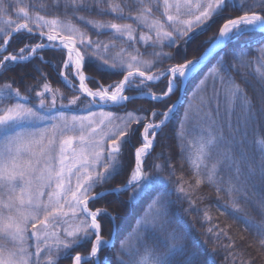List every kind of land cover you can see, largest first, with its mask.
I'll use <instances>...</instances> for the list:
<instances>
[{
    "label": "snow or ice",
    "instance_id": "6c2138e0",
    "mask_svg": "<svg viewBox=\"0 0 264 264\" xmlns=\"http://www.w3.org/2000/svg\"><path fill=\"white\" fill-rule=\"evenodd\" d=\"M129 4V13L125 15L120 4L108 0H63V15L76 17L86 27L107 30L113 37L126 38L129 47L150 41L153 49H160L151 54L150 60L139 58L138 50L127 58L122 54L112 58L99 56L96 50H107V43L91 41L85 32L71 23L30 15L25 7H19L17 20L4 19L12 5L6 7V0H0V20H3L0 25V69L6 71L10 65L26 64L37 58L47 63L41 55L46 48L67 50V59L62 62L58 75L74 93L68 104L76 105L83 96L90 108L86 115H65L62 109L67 106L62 103L57 106L59 89L50 86L47 76L38 67L35 71L41 79L35 86L24 84L23 78L20 81L26 95L21 94L19 87H13L15 81L0 88V97H7L10 102L14 96L17 101L0 112V264H58L69 258L70 264H103L100 254L110 249L111 239L102 238L101 220L107 217L112 221L118 217L106 209L93 210L90 202L94 207L98 200L105 198V192L93 195L96 188L123 174V158L129 147L134 152L135 164L130 179L122 187L108 189V194L118 199L119 194L131 191L135 195L130 200H135L149 189L153 191L148 193V212L141 218L137 230L136 239L140 241L142 251H137L138 259L134 257L127 264H176V255L184 250L185 237L170 228L168 196L171 193H160L154 187L168 181L144 170L145 157L150 155L157 135L167 127L175 105L163 112L152 111L153 119L147 122L146 117L133 112L121 116L111 110L124 107L136 98L127 95L128 91L143 92L162 80H167L166 91L160 95L149 93L154 102H162L175 94L189 78L197 81L194 85L198 90L195 110L189 99L181 123L195 120L201 129L194 174L199 177L203 166L206 169L204 179L216 185L218 194L223 192L228 198L229 203L223 206L221 214H225L229 205L234 212H239L241 204H251L254 208L258 205L264 211V188H258L255 183L258 179L264 185V139H253L249 146L248 134L250 127L254 135L256 127L264 132V74L259 80L257 109L235 83L233 68L224 56L216 59L206 71H200L218 49L253 31L264 33V15L257 13V6L238 8L235 0H183L175 5L163 0L162 12L159 0L155 8L146 0H129ZM133 7L135 15L132 14ZM258 7L264 13V2ZM172 8H175L174 13L170 11ZM233 12L237 14L233 16ZM79 13L87 16L115 13L114 19L118 22L100 23ZM157 14L166 16V25L155 18ZM212 24L219 25L218 35L206 42V50L194 60L183 56L192 39L190 34L194 30L202 33ZM138 27L147 28L148 33L141 32L137 41L134 33ZM37 32L39 43L25 44L18 52L9 51L17 34L26 33L31 40ZM153 32L154 36L150 35ZM181 40L182 47L178 43ZM112 42L115 44L116 40ZM164 47L176 51L165 53ZM89 52L102 63L93 61ZM259 54L264 58V48L259 49ZM89 63L93 64L95 73L118 74L123 78L106 85L94 76L86 77L85 67ZM165 63L170 66L162 68ZM154 64L156 72L151 71ZM253 90L257 91L256 86ZM32 93L35 101L31 99ZM104 106L109 107L105 109ZM95 108L101 110H91ZM156 117H160L159 122ZM133 123L142 128L139 147L131 143L140 130L131 128ZM213 157L209 169L205 161ZM221 166L231 174L225 187H220L224 182L216 179ZM153 167L159 169L160 166ZM202 182L197 179L198 185ZM177 190L184 192L182 187ZM254 195L259 199L253 201ZM234 219L254 231L264 249V226L254 227L241 217ZM69 221L73 225L64 228L61 235L58 226ZM29 229L34 231L29 233ZM108 231L110 236L111 228ZM161 233L166 241H171V245L164 243L163 250L148 243ZM29 240L33 243L29 244ZM87 245H90V251ZM32 248L34 251L30 250ZM124 250L122 243L118 255H123ZM74 252L78 254L73 256ZM81 252L83 254H79ZM118 264H125V261L119 260Z\"/></svg>",
    "mask_w": 264,
    "mask_h": 264
},
{
    "label": "trees",
    "instance_id": "16d2710c",
    "mask_svg": "<svg viewBox=\"0 0 264 264\" xmlns=\"http://www.w3.org/2000/svg\"><path fill=\"white\" fill-rule=\"evenodd\" d=\"M235 0V4L238 8L245 6H257L256 11L258 14L264 15L260 12L257 0H243L241 5L238 6ZM109 3L120 4L124 8V14L128 15L131 5L129 0H108ZM151 2L155 8L157 0H146ZM161 6L160 11H163V0H159ZM9 7L8 16L4 19L11 18L17 20V13L19 7H25L30 15H43L45 19H58L62 23H71L75 27L85 32L87 37L91 41H99L101 43H107L113 50L119 51L121 49L138 50L141 57L146 60L152 59L151 54L154 51H159V48L153 49L150 44L141 46L139 42L135 43V47H129V43L125 38L113 37L105 30L92 29L91 26H85L82 21L78 20L72 15L67 17L63 15V0H6V7ZM132 14L135 15L134 7L132 8ZM237 13L233 12L235 16ZM242 14V13H241ZM78 15H85L86 19L96 20L100 23L108 21L118 22L114 19L115 13L107 15H94L87 16L84 13ZM158 20L167 24L166 16L159 14L155 17ZM20 22H23L22 18H19ZM151 19V18H150ZM3 24V20H0V25ZM35 27V25H32ZM135 26V25H134ZM218 24H212L206 28L202 33L198 30L191 33L192 39L187 45L186 52L183 56L187 59H196L201 55L208 44L206 42L211 41L216 35H218ZM142 28L136 29V36L140 35ZM101 34L97 35L96 33ZM113 39L116 40L113 44ZM39 36L33 34V38L30 40L28 34H18L13 39L9 51H19L20 47H24L25 44L39 43ZM181 47L183 41L178 42ZM264 48V33L253 31L249 35L242 36L239 40L233 41L231 44L226 45L221 51L215 54L200 71H206L207 67L215 63V60L220 56H224L227 64L233 68L232 75L235 83L244 90L248 97L252 100L256 108H259L258 101V88L260 76L264 74V65L261 64V58L259 49ZM233 49H239L240 51H232ZM143 50L144 52H142ZM165 53L176 51L167 47L163 48ZM43 58L48 61L47 64L42 63L40 59H33L31 62L21 65H10L8 70H1L0 72V88L6 83H13V87H19L22 95H26L25 89L20 85V81L23 78L24 84H30L35 86L37 81L41 79L40 75L35 71L38 67L42 70L48 78V82L53 89H59V97L57 100V106L59 103L68 104V101L73 98V91L65 86L61 81L57 72L62 68V62L67 59V53L64 50L56 49H44L41 53ZM92 60L97 61L90 53L88 54ZM140 57V58H141ZM182 58V57H178ZM55 66V67H53ZM170 64H162V68L169 67ZM157 71L155 64L151 70ZM85 74L94 76L95 79L100 80L104 84H110L114 81L122 79V75L109 74V73H95L93 72V64L89 63L85 67ZM246 81V82H245ZM196 79L191 78L186 84L184 91V102L177 108L171 121L164 128L163 132L157 135L155 138L154 148L150 151V155L145 158L144 169L149 175L157 174L162 179L168 181L166 184L155 185L160 193H171L168 196L170 203L169 207V220L171 221L170 228L177 230L183 237L184 250L176 255V264H187L188 261H192L193 264H264V249H261L259 240L255 237L254 231H249L243 223L234 217H241L249 221L250 225L254 227L264 226V211H262L257 205L255 208L251 204H241L240 211L234 212L229 205L225 214H221V209L224 205L228 204V198L223 192L217 193L216 185L210 184L204 179V173L206 169L201 166L200 176L195 175V165L198 163L197 155L200 144L201 129L197 126L196 121H185L181 123L185 110L188 108V101L192 99L197 89L194 88ZM167 80H162L153 84L151 87L144 89L145 91H151L156 95L162 94L166 91ZM89 87L94 85L89 84ZM253 86H256L257 91L253 90ZM138 93V90L132 89L126 94L134 95ZM180 92H178V97ZM32 101H35L34 93L31 94ZM1 100V97H0ZM3 100V98H2ZM176 99L170 98L163 100L162 102L149 101L144 98L134 99L127 103L124 107L112 108L115 113L133 112L134 115L146 117V121L152 118L151 112H163L169 108ZM7 101V99L5 100ZM86 101L85 97H81V100L77 102V106L74 105L69 108L67 112L72 114H78L80 107L84 105ZM17 102V101H15ZM7 101V104H12ZM94 110V109H91ZM159 122L160 117H156ZM264 123V122H262ZM131 128H140L139 125L133 123ZM141 130L132 137L131 143L139 147L141 145ZM107 132V131H106ZM249 133V146L252 145L253 139H264V132H261L260 127H256L255 135L253 134V128L248 129ZM159 157V158H157ZM124 170L121 176H118L115 180L109 182L103 187L95 189L93 194L97 192L108 191V189L122 187L123 183H126L130 179L131 170L135 167L134 164V152L129 147L125 149L124 156ZM215 157L205 161L210 166L212 165ZM153 166H160L159 169ZM230 173L223 169L221 166L220 174L216 177L217 180H222L224 183L220 184V187H225L229 180ZM202 179L204 182L197 184V179ZM258 188H264L259 180L255 181ZM183 188L184 192L181 193L177 189ZM153 189H149L147 193L142 194L135 200H130V197L135 195L131 191L119 194L118 199L112 194L105 195V198L98 200L94 207H90L93 210L100 208L106 209L113 216L118 217L115 220L109 221L107 217H103L101 235L104 239H112L113 244L110 249L103 251L100 256L103 264H118L119 260H124L125 264L132 259L137 258V251H142L140 248V241L136 239L137 230L139 228V222L143 216L148 212L149 196L148 193ZM259 196H252V200L256 201ZM66 225L58 226V229L63 235V229ZM109 228H111V234L109 236ZM212 229V231H209ZM33 231L29 229V233ZM143 239V237H141ZM167 242L171 245V241H166V237L163 233L159 234L157 238L150 239L149 244H154L155 247L163 250L164 243ZM33 241L29 240V244ZM125 244V250L123 255H118L121 251V244ZM90 251V245L86 246ZM34 251V248L30 249ZM78 253H73V256ZM79 254H83L82 252ZM44 255L43 253L41 254ZM58 264H70L69 259H62Z\"/></svg>",
    "mask_w": 264,
    "mask_h": 264
},
{
    "label": "rangeland",
    "instance_id": "374dc122",
    "mask_svg": "<svg viewBox=\"0 0 264 264\" xmlns=\"http://www.w3.org/2000/svg\"><path fill=\"white\" fill-rule=\"evenodd\" d=\"M243 1V0H242ZM242 1H236L237 3H238V6L239 5H241V3H242ZM261 2H264V0H257V2H256V4H260ZM177 3H183V0H169V4H172V5H175V4H177ZM170 11H172L173 13L175 12V8H172ZM184 18H190V17H184ZM135 27V26H134ZM105 31H107V30H105ZM195 31V30H194ZM141 32H144V33H148V29L147 28H142V31H140V34H141ZM63 34V33H62ZM150 35H153L154 36V32L153 33H150ZM134 37H135V39L138 41V39H139V35L138 36H136V34L134 33ZM125 40L127 41V39L125 38ZM128 42V41H127ZM129 43V42H128ZM150 43V41L148 42V43H139L141 46H143V45H147V44H149ZM77 44H78V47L80 46L79 45V42H77ZM134 47H135V45H134ZM224 48V47H223ZM222 48V49H223ZM46 49H51V48H46ZM221 49V50H222ZM221 50H219V51H221ZM97 52H98V54H99V56H108V57H110V58H112V57H117L118 55H124L125 56V58H127L128 57V55L129 54H135L136 53V50H130V49H121V50H119V51H116V50H113L112 48H110V45H109V48L107 49V50H104V49H98V50H96ZM142 52H144L143 50H141ZM218 51V52H219ZM217 52V53H218ZM67 53V52H66ZM96 60H97V57L96 56H94L93 55V53L92 52H89ZM216 53V54H217ZM142 55H140V57H141ZM214 56V55H213ZM212 56V57H213ZM43 57V56H42ZM139 57V58H140ZM211 57V58H212ZM210 58V59H211ZM141 59H144L143 57H141ZM209 59V60H210ZM43 60L44 61H47V60H45L44 58H43ZM144 60H146V59H144ZM194 60V59H193ZM208 60V61H209ZM94 61V60H93ZM97 61H99L100 63H102V61H100V60H97ZM207 61V62H208ZM206 62V63H207ZM47 63H48V61H47ZM47 63H45V64H47ZM205 63V64H206ZM261 64L262 65H264V58H261ZM204 66V65H203ZM202 66V67H203ZM54 67V66H53ZM202 69V68H201ZM1 70L2 69H0V72H1ZM152 70V69H151ZM154 72V71H153ZM156 72V71H155ZM57 74H58V72H57ZM85 76L86 77H88L89 75H87V74H85ZM60 78V77H59ZM61 79V78H60ZM191 78H189V80H190ZM189 80H187V83H188V81ZM61 81H62V79H61ZM73 83L75 84L76 83V81H73ZM186 83V84H187ZM42 87V86H41ZM68 87V86H67ZM2 88V87H1ZM69 88V87H68ZM185 88H186V86H185ZM70 89V88H69ZM181 89H182V86L179 88V90L175 93V94H170L167 98H165L164 100H166V99H170V98H174V99H176L175 100V102L172 104V105H175V103L176 102H178V105H175V108H174V110H173V112L171 113V115H170V117H169V120H168V123L171 121V119H172V117H173V115H174V113H176V111H177V108L184 102V92H183V96L181 97V99H180V96H181ZM136 90V89H135ZM184 91H185V89H184ZM196 91H198V90H196ZM196 91H195V93H196ZM147 92H149V93H152V94H154V95H156L155 93H153V92H151V91H145V90H143V92H141V91H138V93H136V94H134V95H129V96H136V95H141V94H143V93H147ZM178 92H180V95H179V97H178ZM195 93H194V95H193V111L195 110V107H196V104H197V101H196V99H195ZM128 95V94H127ZM2 98H3V100H2ZM58 98H61V97H59V95H58ZM58 98H57V100H58ZM86 98V97H85ZM140 98H144V99H146V100H149V101H153L151 98H149V97H147V96H145V97H139L138 99H140ZM7 99V97H1V100H0V112H2V110H3V108L5 107V106H11V104L10 105H8L7 104V101H5ZM87 99V98H86ZM135 99H137V98H135ZM180 99V100H179ZM134 100V99H133ZM12 101H13V103H16L15 101H16V99H15V97L13 96V98H12ZM12 103V104H13ZM58 105H61V103H59ZM63 105H66L67 107H71V105H69V104H63ZM171 105V106H172ZM72 106H74V105H72ZM76 106H77V104H76ZM170 106V107H171ZM60 107V106H59ZM63 108L62 110L65 112V115H68V116H70V115H72V113L70 112V113H68L67 112V109L68 108ZM113 108H119V107H113ZM90 110V108H89V105L85 102L84 103V105L83 106H81L80 107V112L78 113V114H84V115H86L87 113H88V111ZM95 111H100L101 109H94ZM115 114V113H114ZM117 115H121V116H124L125 115V113H118ZM151 119H153V117L151 118ZM150 119V120H151ZM156 120H158L157 118H155ZM233 122H235V118H233ZM104 131L106 132L107 131V129H104ZM141 133H142V130H141ZM249 134V133H248ZM154 145H155V141H154ZM154 148V147H153ZM152 148V149H153ZM152 149H150V150H152ZM146 158V157H145ZM144 165H145V163H144ZM210 168H211V166H210ZM145 170V169H144ZM104 192H107V194H108V191H104ZM106 194V195H107ZM65 211H68V209L66 208L65 209ZM71 215V213L69 212V216ZM73 225V222L72 221H69V223L68 224H66V228L67 227H71ZM59 230V229H58ZM34 231V230H33ZM104 239V238H103ZM105 240H107V239H105ZM113 240L111 239V245L113 244V242H112Z\"/></svg>",
    "mask_w": 264,
    "mask_h": 264
},
{
    "label": "water",
    "instance_id": "95a60500",
    "mask_svg": "<svg viewBox=\"0 0 264 264\" xmlns=\"http://www.w3.org/2000/svg\"><path fill=\"white\" fill-rule=\"evenodd\" d=\"M17 35H18V34H17ZM34 35H37V36H38V32L35 33ZM219 50H221V49H218L215 53H217ZM66 51H67V50H66ZM215 53H214V54H215ZM214 54H213V55H214ZM213 55H212V56H213ZM212 56H211V57H212ZM211 57H209V59H210ZM209 59H208V60H209ZM208 60H207V61H208ZM207 61H206V62H207ZM206 62H205V63H206ZM186 83H187V80H185V81L183 82V84H182V89H181V96H180V99H181V97L183 96V92H184V89H185ZM151 94H152V93H151ZM153 95H154V94H153ZM142 96H143V97L147 96V97L151 98V95H149V92H147V93H143V94H141V95H137V96H134V97L139 98V97H142ZM180 99H179V100H180ZM178 102H179V101H178ZM178 102H176L175 105H178ZM108 107H109V106H104L105 109L108 108ZM97 109H101V108H97ZM105 193L107 194V192H105Z\"/></svg>",
    "mask_w": 264,
    "mask_h": 264
}]
</instances>
